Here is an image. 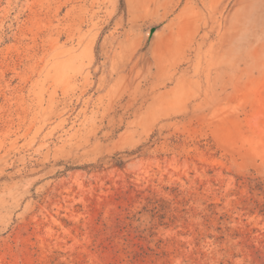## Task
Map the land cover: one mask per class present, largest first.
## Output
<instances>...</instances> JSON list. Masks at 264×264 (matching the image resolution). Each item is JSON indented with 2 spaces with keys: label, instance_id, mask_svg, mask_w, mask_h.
I'll use <instances>...</instances> for the list:
<instances>
[{
  "label": "rangeland",
  "instance_id": "1",
  "mask_svg": "<svg viewBox=\"0 0 264 264\" xmlns=\"http://www.w3.org/2000/svg\"><path fill=\"white\" fill-rule=\"evenodd\" d=\"M0 264H264V0H0Z\"/></svg>",
  "mask_w": 264,
  "mask_h": 264
},
{
  "label": "trees",
  "instance_id": "2",
  "mask_svg": "<svg viewBox=\"0 0 264 264\" xmlns=\"http://www.w3.org/2000/svg\"><path fill=\"white\" fill-rule=\"evenodd\" d=\"M121 2L123 3V0H121Z\"/></svg>",
  "mask_w": 264,
  "mask_h": 264
}]
</instances>
